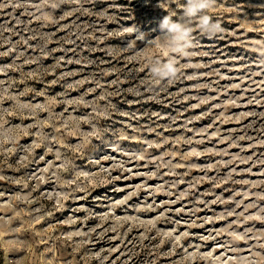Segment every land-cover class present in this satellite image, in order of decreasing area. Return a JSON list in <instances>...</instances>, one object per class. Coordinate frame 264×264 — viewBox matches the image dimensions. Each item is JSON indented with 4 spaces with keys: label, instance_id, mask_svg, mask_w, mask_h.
<instances>
[{
    "label": "rangeland",
    "instance_id": "1",
    "mask_svg": "<svg viewBox=\"0 0 264 264\" xmlns=\"http://www.w3.org/2000/svg\"><path fill=\"white\" fill-rule=\"evenodd\" d=\"M184 2L0 0V264H264V0L155 83Z\"/></svg>",
    "mask_w": 264,
    "mask_h": 264
},
{
    "label": "clouds",
    "instance_id": "2",
    "mask_svg": "<svg viewBox=\"0 0 264 264\" xmlns=\"http://www.w3.org/2000/svg\"><path fill=\"white\" fill-rule=\"evenodd\" d=\"M216 7V0H185L178 16L165 15L158 25V35L148 38V34L133 26L129 31L132 38L127 41L129 48L137 42H144L146 46L158 45L170 50L172 55L167 61L154 59L149 70L153 82L160 83L165 80H175L180 68L176 63L178 57H189L192 49L196 47L193 32L198 30L208 39H213L223 31L218 21H213L208 13ZM153 31H157L153 29Z\"/></svg>",
    "mask_w": 264,
    "mask_h": 264
}]
</instances>
